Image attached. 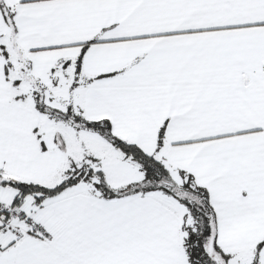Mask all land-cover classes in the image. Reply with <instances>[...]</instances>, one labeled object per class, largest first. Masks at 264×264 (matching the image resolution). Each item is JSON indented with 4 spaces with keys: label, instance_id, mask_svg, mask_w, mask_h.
I'll list each match as a JSON object with an SVG mask.
<instances>
[{
    "label": "snow or ice",
    "instance_id": "snow-or-ice-1",
    "mask_svg": "<svg viewBox=\"0 0 264 264\" xmlns=\"http://www.w3.org/2000/svg\"><path fill=\"white\" fill-rule=\"evenodd\" d=\"M0 264H264V0H0Z\"/></svg>",
    "mask_w": 264,
    "mask_h": 264
}]
</instances>
